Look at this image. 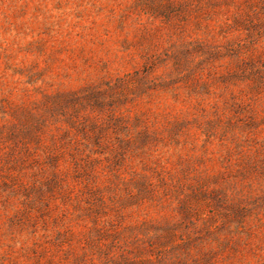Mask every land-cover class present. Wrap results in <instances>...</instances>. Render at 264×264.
<instances>
[{"label":"rangeland","instance_id":"obj_1","mask_svg":"<svg viewBox=\"0 0 264 264\" xmlns=\"http://www.w3.org/2000/svg\"><path fill=\"white\" fill-rule=\"evenodd\" d=\"M0 264H264V0H0Z\"/></svg>","mask_w":264,"mask_h":264}]
</instances>
